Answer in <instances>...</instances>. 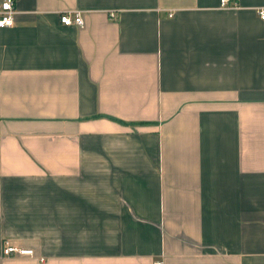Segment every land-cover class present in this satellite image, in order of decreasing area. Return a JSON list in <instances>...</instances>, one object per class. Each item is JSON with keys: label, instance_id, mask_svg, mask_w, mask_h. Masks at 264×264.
I'll return each mask as SVG.
<instances>
[{"label": "crops", "instance_id": "0c3cea01", "mask_svg": "<svg viewBox=\"0 0 264 264\" xmlns=\"http://www.w3.org/2000/svg\"><path fill=\"white\" fill-rule=\"evenodd\" d=\"M15 8L0 264H264V0Z\"/></svg>", "mask_w": 264, "mask_h": 264}, {"label": "built area", "instance_id": "2783aa9c", "mask_svg": "<svg viewBox=\"0 0 264 264\" xmlns=\"http://www.w3.org/2000/svg\"><path fill=\"white\" fill-rule=\"evenodd\" d=\"M229 0H221L222 4L227 3ZM16 11L15 8V0H0V26L4 25H12L14 22V13ZM261 16L264 18V8H260ZM61 22L64 24H72L76 23L78 25H82L83 14L79 9H71L61 12L60 16ZM2 252L5 255L8 254H28L34 255L35 251L31 247L26 246H15L11 244L8 240L2 244ZM156 264H162L161 260H156Z\"/></svg>", "mask_w": 264, "mask_h": 264}]
</instances>
